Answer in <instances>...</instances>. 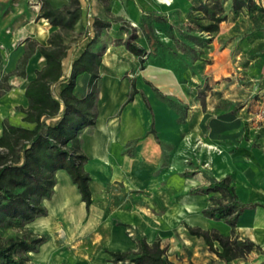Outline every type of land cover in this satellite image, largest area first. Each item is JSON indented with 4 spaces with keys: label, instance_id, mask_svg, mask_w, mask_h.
<instances>
[{
    "label": "crops",
    "instance_id": "obj_1",
    "mask_svg": "<svg viewBox=\"0 0 264 264\" xmlns=\"http://www.w3.org/2000/svg\"><path fill=\"white\" fill-rule=\"evenodd\" d=\"M48 1L54 7L67 2ZM198 1L79 0L81 18L77 23L85 28L79 32L81 38L94 35V19L111 22L92 46L101 55L95 122L77 136L86 157L83 169L89 176L93 201L86 208L69 174L63 169L54 173L52 193L42 200L46 215L25 225L37 235L48 236L36 251L28 252L32 263L131 264L110 262L108 252L133 250L135 238L143 237L149 244L159 239L175 264L180 260L183 264L195 262L199 257L204 259L201 264H211L217 260L216 255L209 252L203 239L190 235L185 225L215 229L223 236L231 234L223 220L202 213L209 205V194L197 191L211 179L229 176L237 198L255 204L237 218L234 235L251 241L255 248L228 264H264V145H250L244 140L217 143L209 121L224 113L219 108L224 98L208 92L202 108L198 70H188L181 78L168 66L151 62L149 55L141 68L139 57L117 41L121 38L118 28L125 22L136 29L139 45L147 47L139 29L144 15L152 13L167 20L171 8L186 11ZM254 1L264 7V0ZM35 2L37 7H32L29 0H0V53L5 56L0 59V77L15 69L27 49V40L46 45L55 30L46 19L36 18L41 0ZM157 33L165 37L162 31ZM75 48L64 60L66 76L71 71ZM255 51L259 54L252 58ZM232 52L239 57L240 68L255 72L245 81V99L236 112V118L245 121L223 132L244 128L250 135L258 130L262 141L264 32L248 31ZM228 53L232 61L231 50ZM44 63L36 50L27 60L24 76L13 74L7 78L9 88L0 97V133L4 119L15 126L33 127L22 120L24 114L18 107H26L25 86ZM89 77L82 73L75 78L74 93L78 97L87 93ZM132 80L137 92L126 102ZM151 85L179 109L161 99Z\"/></svg>",
    "mask_w": 264,
    "mask_h": 264
},
{
    "label": "trees",
    "instance_id": "obj_2",
    "mask_svg": "<svg viewBox=\"0 0 264 264\" xmlns=\"http://www.w3.org/2000/svg\"><path fill=\"white\" fill-rule=\"evenodd\" d=\"M210 1L219 2V0H199L198 3L189 6L191 11L186 15L187 21L193 22L195 19L192 12H201L209 23L201 24L198 32L208 35L216 33L218 23L225 18L222 14V6H219L220 14L210 7L208 4ZM232 2L234 9L245 10L244 12L250 17H252L251 8L254 11L264 12V7L256 4L254 0H232ZM36 18L46 19L55 28L50 33L47 44L27 40V49L19 57L15 69L1 77L6 82L10 75L24 76L27 60L36 50L45 60L44 65L35 71L34 78L25 86L26 107H18L24 114L22 120L33 124V127L15 126L9 124L6 119L1 123L0 264H34L30 261L28 252L36 251L39 245L47 241L48 236L37 235L25 225L38 216L46 215L42 200L50 197L55 184L54 173L58 169H63L69 174L86 208L93 201L88 187L89 176L83 169L86 157L81 151L77 136L84 127H91L95 122L101 55L94 52L92 46L100 31L109 27L111 22L94 19L91 23L94 30L93 36L81 38L78 32L68 37L74 32L75 25L81 18L79 0H67L66 4L60 7H54L48 0H41L40 11ZM171 26L164 17L148 13L143 16L139 24L147 47L135 42L138 37L136 34L132 33L127 38L125 47L130 53L139 57L141 68L145 63L146 55L155 57L158 55L160 46L169 48L168 43L162 40L157 30L169 37L166 31L173 28ZM80 27L84 28L81 23ZM132 30L136 31L134 27ZM257 30L264 32V28ZM185 37L196 45L206 40L195 35H185ZM75 45L71 59V71L66 76L64 60ZM185 50H187L185 56L172 51L170 57L167 58L174 61V57L177 56L179 60L177 66L163 64L181 78L184 74L187 75L188 70L192 73L201 68L199 63H194L199 59L197 56L199 53L189 45ZM258 54L255 51L251 57H256ZM151 62L159 64L155 59ZM82 73L90 76L88 91L85 95L78 97L74 93L75 78ZM152 89L161 99L167 101L175 109H179L154 86ZM136 92L135 82L132 80L126 102L131 101ZM237 109H239V104L211 118L209 125L216 133L235 127L233 124L228 126L227 122L232 123L237 119ZM197 191L209 194V205L203 209L202 213L209 218L223 220L230 226L231 234L223 236L215 229H201L185 225L188 233L203 239L208 250L213 252L223 264H228L233 259L243 257L253 250L255 245L247 239H238L234 235V230L237 218L245 209L255 207V204H245L237 198L230 184V177L225 176L219 180L211 179L207 186ZM134 241L135 249L133 250L109 251V261L113 263L127 261L131 264H175L168 259L167 247L161 244L159 239H155L150 244L143 237H137Z\"/></svg>",
    "mask_w": 264,
    "mask_h": 264
},
{
    "label": "rangeland",
    "instance_id": "obj_3",
    "mask_svg": "<svg viewBox=\"0 0 264 264\" xmlns=\"http://www.w3.org/2000/svg\"><path fill=\"white\" fill-rule=\"evenodd\" d=\"M29 2L31 3L30 5L32 7H37L35 0H29ZM208 4L213 8L214 11L217 12H219V6H222V14L225 15L223 21L218 23V31L216 33L208 35L204 32H198V29L200 28L199 26L201 24L207 25L209 23V20L207 18H204L201 12H192L195 21L189 22L186 19V15L189 11H191L190 7H188L186 11H182L179 8L175 7L171 8V10L168 12V16H166L168 24H171L173 26V28H169V31H166L168 36L170 35V38L166 36L163 38V36H161L162 40L168 43L169 48L160 46L158 55L155 57L150 56V58H148L151 61H153V59L157 60L159 62V65L167 63L171 66H177V63H179V60H177L176 58L177 56L174 57V61H172L173 59L171 61L167 59L168 57H170L171 52L176 51L178 55L185 56L187 54V50H185V48L188 47V45L190 47H193V49L197 53H199L197 55L199 59L194 63H199L201 66V68L197 69V78L200 80L201 84L200 94L202 96L200 98V102L202 104V108H204L203 101L205 103L207 102V96L206 98L204 96L209 92L214 96L216 94L217 97L222 96L224 98V100L219 103V108L221 112H226L236 107L238 104L240 105L242 103L241 101H244L245 93H242V91L245 92V81H247L249 79V76L253 74V72H255V69L245 71L240 68L238 66V63L240 61L239 57H237V55L232 51L237 48V45L240 43V39L244 37L248 31L257 30L258 28H264V12H259L256 10L254 11V9L251 8L252 17H250L248 13L244 12L245 10L242 11L234 9L232 7V0L228 3L227 1L224 2L222 0H219V2L210 1ZM84 29L85 28H81L80 25L76 23L74 32H72V34H69L68 37H71L73 34L75 35L78 32L83 31ZM118 30L119 33H121V38L117 41L121 42L124 45L127 38L130 37V34L133 33L138 35L136 31L132 30V26L128 23L122 22L121 27H119ZM185 35H195L206 40L202 44L196 45L189 41V39H187ZM105 40L108 41L109 39L107 38ZM139 41L140 38L137 37L135 39V42L139 44ZM228 49L231 50L232 61L230 59ZM3 57L5 56L0 53V59H3ZM5 69L7 68L5 67L1 71L3 72ZM4 74L5 73H3L2 75ZM6 84L7 82H4L0 77V97L5 95L9 88L8 84ZM239 109H237L236 112H238ZM1 115L2 113L0 112V119L2 117ZM241 121L245 120L237 118L232 121V123L227 122L229 123V125H227L230 126V124H233V126L235 125V127H240ZM256 132H258V130ZM256 132L253 130L250 135H247L244 132V128H242V131L241 129H238L235 130V132L233 130L232 133H216L215 141L219 144L228 145L230 143L233 144L234 142L244 140L251 143L250 145H264V139L261 141V135H258ZM166 254L168 257L169 252ZM202 261H204V259L202 257H199L198 261L189 262L188 264H201ZM210 263L223 264V262H221L218 258L217 260L210 261ZM179 264H183V261L180 260Z\"/></svg>",
    "mask_w": 264,
    "mask_h": 264
},
{
    "label": "bare ground",
    "instance_id": "obj_4",
    "mask_svg": "<svg viewBox=\"0 0 264 264\" xmlns=\"http://www.w3.org/2000/svg\"><path fill=\"white\" fill-rule=\"evenodd\" d=\"M159 1H161V2H163V3H166L168 0H159Z\"/></svg>",
    "mask_w": 264,
    "mask_h": 264
}]
</instances>
